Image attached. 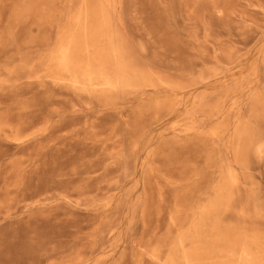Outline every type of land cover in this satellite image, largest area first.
<instances>
[{"label": "rangeland", "instance_id": "1", "mask_svg": "<svg viewBox=\"0 0 264 264\" xmlns=\"http://www.w3.org/2000/svg\"><path fill=\"white\" fill-rule=\"evenodd\" d=\"M244 263L264 0H0V264Z\"/></svg>", "mask_w": 264, "mask_h": 264}, {"label": "bare ground", "instance_id": "2", "mask_svg": "<svg viewBox=\"0 0 264 264\" xmlns=\"http://www.w3.org/2000/svg\"><path fill=\"white\" fill-rule=\"evenodd\" d=\"M244 262V261H243ZM245 264V263H244Z\"/></svg>", "mask_w": 264, "mask_h": 264}]
</instances>
